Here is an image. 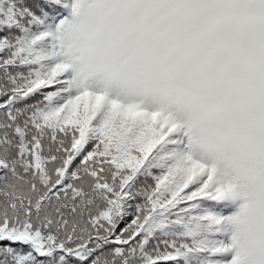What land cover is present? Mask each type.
Segmentation results:
<instances>
[{
	"label": "snow or ice",
	"instance_id": "obj_1",
	"mask_svg": "<svg viewBox=\"0 0 264 264\" xmlns=\"http://www.w3.org/2000/svg\"><path fill=\"white\" fill-rule=\"evenodd\" d=\"M0 264H264V0H0Z\"/></svg>",
	"mask_w": 264,
	"mask_h": 264
}]
</instances>
